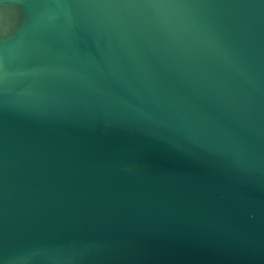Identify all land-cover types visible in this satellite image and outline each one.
Masks as SVG:
<instances>
[{"label":"water","instance_id":"95a60500","mask_svg":"<svg viewBox=\"0 0 264 264\" xmlns=\"http://www.w3.org/2000/svg\"><path fill=\"white\" fill-rule=\"evenodd\" d=\"M0 264H264V0H0Z\"/></svg>","mask_w":264,"mask_h":264}]
</instances>
